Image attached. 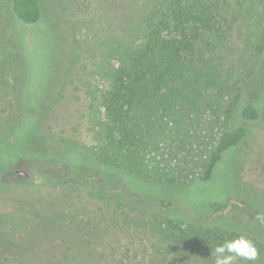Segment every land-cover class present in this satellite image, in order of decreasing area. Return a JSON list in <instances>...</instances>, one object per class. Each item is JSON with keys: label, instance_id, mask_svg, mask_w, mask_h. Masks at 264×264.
Returning a JSON list of instances; mask_svg holds the SVG:
<instances>
[{"label": "trees", "instance_id": "1", "mask_svg": "<svg viewBox=\"0 0 264 264\" xmlns=\"http://www.w3.org/2000/svg\"><path fill=\"white\" fill-rule=\"evenodd\" d=\"M43 54L47 88L22 107ZM263 63L264 0H0V264H214L241 234L258 258L234 264H264V232L187 220L128 186L209 183L231 154L264 161V96L247 95ZM77 68L88 144L52 125Z\"/></svg>", "mask_w": 264, "mask_h": 264}, {"label": "rangeland", "instance_id": "2", "mask_svg": "<svg viewBox=\"0 0 264 264\" xmlns=\"http://www.w3.org/2000/svg\"><path fill=\"white\" fill-rule=\"evenodd\" d=\"M26 33L25 37L30 47L36 48L38 51V30L32 34L30 27L26 28ZM41 56L43 63L38 61L40 69L31 77L32 88L26 89L23 92L24 97L20 99L22 107L30 99L29 92L33 87H36L35 90H38V87L47 88L49 72L46 71V67L43 68L46 63L45 54ZM53 76L58 78L60 73L57 71ZM82 77H84L83 72L77 68L68 79L65 96L58 103L56 122H52V125L56 132L88 144L92 142V139L85 115L86 99ZM247 95L251 102H258L264 96V63L255 79L248 84ZM257 139V135H255L253 142ZM256 144L253 143V145ZM246 155L243 167L240 156L231 154L228 160L221 164L215 177L209 183L164 188V186L148 184L131 177L128 179V186L136 191L145 194L149 192L150 195H154L156 199L151 198L154 202L162 199L174 201L176 205L171 209V212L187 220L231 226L243 232L262 233L264 232V161H261L258 153L256 155L255 153L249 155L246 153ZM14 168L28 173V179L31 182L42 181V178L38 176L37 166H33L32 162L19 161ZM85 169L89 174L90 171H93V169ZM16 180L17 178H14V181ZM114 180V183L120 182L119 178H114ZM68 192L74 196V193L69 189ZM212 202L222 203L223 209L215 212L209 205Z\"/></svg>", "mask_w": 264, "mask_h": 264}, {"label": "clouds", "instance_id": "3", "mask_svg": "<svg viewBox=\"0 0 264 264\" xmlns=\"http://www.w3.org/2000/svg\"><path fill=\"white\" fill-rule=\"evenodd\" d=\"M211 255L214 257V264H234L237 258L255 262L258 250L250 238L241 234L216 245Z\"/></svg>", "mask_w": 264, "mask_h": 264}, {"label": "water", "instance_id": "4", "mask_svg": "<svg viewBox=\"0 0 264 264\" xmlns=\"http://www.w3.org/2000/svg\"><path fill=\"white\" fill-rule=\"evenodd\" d=\"M15 172L18 173V174L21 175V176H23V175L26 174L25 171H21V170H18V169H16ZM0 180H1V178H0Z\"/></svg>", "mask_w": 264, "mask_h": 264}]
</instances>
